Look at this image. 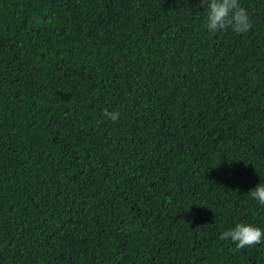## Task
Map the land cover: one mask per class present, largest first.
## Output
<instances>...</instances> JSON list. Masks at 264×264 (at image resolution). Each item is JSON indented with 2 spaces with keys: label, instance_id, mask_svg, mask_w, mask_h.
Listing matches in <instances>:
<instances>
[{
  "label": "trees",
  "instance_id": "obj_1",
  "mask_svg": "<svg viewBox=\"0 0 264 264\" xmlns=\"http://www.w3.org/2000/svg\"><path fill=\"white\" fill-rule=\"evenodd\" d=\"M0 0V264H264V0ZM116 111L111 120L104 111Z\"/></svg>",
  "mask_w": 264,
  "mask_h": 264
},
{
  "label": "clouds",
  "instance_id": "obj_2",
  "mask_svg": "<svg viewBox=\"0 0 264 264\" xmlns=\"http://www.w3.org/2000/svg\"><path fill=\"white\" fill-rule=\"evenodd\" d=\"M203 6L204 26L211 32L231 30L241 34L251 26V17L248 10L239 3V0H198ZM104 116L116 120L119 113L104 111ZM248 196L259 206L264 207V180L259 181L248 190ZM221 241L229 240L236 248L251 246L264 239V228L244 220H237L234 224L219 233Z\"/></svg>",
  "mask_w": 264,
  "mask_h": 264
}]
</instances>
